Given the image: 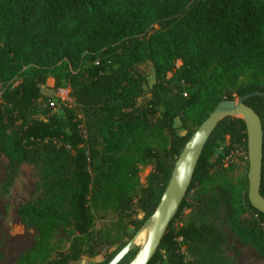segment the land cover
Masks as SVG:
<instances>
[{"label":"trees","instance_id":"trees-1","mask_svg":"<svg viewBox=\"0 0 264 264\" xmlns=\"http://www.w3.org/2000/svg\"><path fill=\"white\" fill-rule=\"evenodd\" d=\"M145 62L154 73L147 92L137 68ZM48 78L72 105L57 98L54 111L41 91ZM256 91L264 92V0H0V191L8 194L23 164L36 178L17 208L36 238L11 264H69L103 251L94 264H107L146 225L216 104ZM244 103L262 125L264 197V96ZM237 149L247 157L244 122L222 118L147 264H237L225 228L264 261V214L248 200L247 166L231 173ZM103 210L115 221L97 229L93 213ZM59 232L65 248L54 247Z\"/></svg>","mask_w":264,"mask_h":264},{"label":"water","instance_id":"water-1","mask_svg":"<svg viewBox=\"0 0 264 264\" xmlns=\"http://www.w3.org/2000/svg\"><path fill=\"white\" fill-rule=\"evenodd\" d=\"M264 92H251L236 99H223L193 131L178 155L160 200L148 219V235L128 264H147L156 253L166 229L185 197L202 149L217 123L225 117H239L246 130L247 197L253 208L264 214V197L260 194L263 132L259 116L244 101ZM107 264H117L133 248L139 232Z\"/></svg>","mask_w":264,"mask_h":264},{"label":"rangeland","instance_id":"rangeland-1","mask_svg":"<svg viewBox=\"0 0 264 264\" xmlns=\"http://www.w3.org/2000/svg\"><path fill=\"white\" fill-rule=\"evenodd\" d=\"M180 64L176 62V66ZM137 68L142 72L146 78L144 88L148 91L150 85L154 81V73L152 64L145 62L137 65ZM170 76V73L168 74ZM54 81L48 78L46 83L41 87L44 96H49L52 101L51 107L56 111H60L61 102L57 98H61L64 104L72 105V100L68 98V92L64 90L60 92L53 87ZM149 94L146 93L145 97ZM236 99V98H235ZM245 154L241 149L233 151L229 157V162L232 164V177L237 178L246 171L247 163H245ZM247 158V157H246ZM5 159L0 156V185L5 177ZM150 173V166L141 167L139 172L140 184H145L147 176ZM34 169L28 165L23 164L20 173L16 178L13 186L8 194L3 195L0 191V253L2 258L0 264H11L23 252L30 249L35 241L36 234L32 228L23 225L17 215V208L20 204L32 197L35 186ZM188 210H184L178 220L174 222V226L178 227L186 222V214ZM140 213L136 217H140ZM115 221L114 215L109 210H103L93 213V223L97 229L110 228ZM130 230V229H129ZM226 241L228 245V254H232V249L236 248L239 253L236 256L237 264H264L263 259L250 246L243 244L230 230L224 229ZM148 235V224H146L139 232L133 242V249H139L146 241ZM55 248H65L68 244L67 237L64 232L56 234L54 239ZM105 251L94 257L82 256L79 260L70 262L69 264H94L103 259ZM188 258V256H187Z\"/></svg>","mask_w":264,"mask_h":264},{"label":"built area","instance_id":"built-area-1","mask_svg":"<svg viewBox=\"0 0 264 264\" xmlns=\"http://www.w3.org/2000/svg\"><path fill=\"white\" fill-rule=\"evenodd\" d=\"M57 90H59L60 92H63L64 90H66V91L68 92L67 89H63V88H60V89H57ZM68 94H69V92H68ZM68 98H69V95H68ZM59 99H60V101L63 103V101L61 100V98H59ZM52 106H53V105H52ZM53 109H54V111H56L54 107H53Z\"/></svg>","mask_w":264,"mask_h":264}]
</instances>
